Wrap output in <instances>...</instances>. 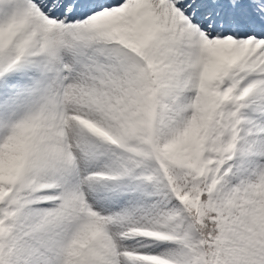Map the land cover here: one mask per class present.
<instances>
[{"label":"snow or ice","instance_id":"6c2138e0","mask_svg":"<svg viewBox=\"0 0 264 264\" xmlns=\"http://www.w3.org/2000/svg\"><path fill=\"white\" fill-rule=\"evenodd\" d=\"M0 264H264V0H0Z\"/></svg>","mask_w":264,"mask_h":264}]
</instances>
